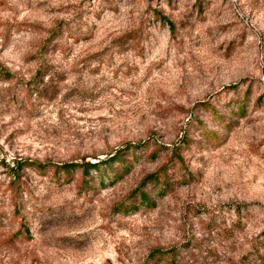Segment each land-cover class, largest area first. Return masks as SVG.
I'll use <instances>...</instances> for the list:
<instances>
[{"label":"rangeland","instance_id":"1","mask_svg":"<svg viewBox=\"0 0 264 264\" xmlns=\"http://www.w3.org/2000/svg\"><path fill=\"white\" fill-rule=\"evenodd\" d=\"M157 250L264 264V0H0V264Z\"/></svg>","mask_w":264,"mask_h":264},{"label":"trees","instance_id":"2","mask_svg":"<svg viewBox=\"0 0 264 264\" xmlns=\"http://www.w3.org/2000/svg\"><path fill=\"white\" fill-rule=\"evenodd\" d=\"M139 149V146L128 145L124 149L117 151L114 155H111L109 158L104 160H98L95 162L82 161V162H73V163H64V164H54L52 168L54 169V175L56 176H65L66 179H73L74 174L80 172L81 182L84 185H87L89 182L97 181L101 184H104L106 181H111L115 175L116 170L114 168L116 162L120 163L122 169L126 168L124 165L126 161L123 160L122 155L128 151L135 152ZM29 166L35 168L38 171H44L46 165L39 164L35 162H29ZM14 179L12 181L13 189L19 188V173L18 169L13 172ZM150 180L155 181V176H150ZM142 204H151L149 198L146 197L145 193H141ZM153 258H160L166 260L168 264H179L174 256L165 251H154Z\"/></svg>","mask_w":264,"mask_h":264}]
</instances>
